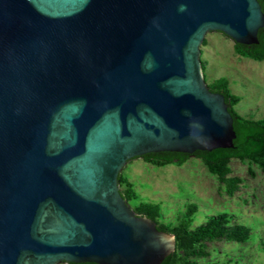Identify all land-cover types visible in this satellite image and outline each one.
<instances>
[{
  "label": "water",
  "instance_id": "95a60500",
  "mask_svg": "<svg viewBox=\"0 0 264 264\" xmlns=\"http://www.w3.org/2000/svg\"><path fill=\"white\" fill-rule=\"evenodd\" d=\"M259 0H0V264H162L175 236L119 176L234 147L206 35L259 43Z\"/></svg>",
  "mask_w": 264,
  "mask_h": 264
},
{
  "label": "rangeland",
  "instance_id": "374dc122",
  "mask_svg": "<svg viewBox=\"0 0 264 264\" xmlns=\"http://www.w3.org/2000/svg\"><path fill=\"white\" fill-rule=\"evenodd\" d=\"M201 46L206 63V82L225 77L232 93L241 98L238 113L248 119H264V61L239 56L235 42L221 32L206 35ZM232 174L243 181L233 196L226 193L218 178L212 175L202 160L191 157L184 165L156 167L143 157L131 160L123 172L134 184L139 202L161 205L160 223L175 226L191 203L198 206L193 228L219 214L232 216L234 224L250 228L246 243L220 239L206 243L208 256L200 264H264V172L249 160L233 159Z\"/></svg>",
  "mask_w": 264,
  "mask_h": 264
},
{
  "label": "trees",
  "instance_id": "16d2710c",
  "mask_svg": "<svg viewBox=\"0 0 264 264\" xmlns=\"http://www.w3.org/2000/svg\"><path fill=\"white\" fill-rule=\"evenodd\" d=\"M259 1L264 11V0ZM203 44H206V40ZM235 50L239 56L255 61H264V29L259 32L258 44L235 43ZM202 64L205 72L206 63L202 61ZM208 86L212 92L223 94L229 104V111L234 118V129L237 134L234 147L216 149L211 152L197 151L193 155L177 152L151 153L143 156V158L156 167H165L170 164L182 166L191 157H197L202 160L208 171L218 178L227 195L233 196L243 181L240 177L230 176L232 174L230 163L233 159L241 162L249 160L260 166L264 172V119H248L237 112L236 106L240 104L241 98L232 93L230 81L227 78L216 79ZM119 182L121 194L129 204L139 199L134 184L128 180L124 172L120 174ZM132 208L138 215L147 216L156 222L160 231L175 236L176 251L169 255L162 264H200L199 259L208 256L206 252L207 242L226 239L229 242L246 243L250 239V228L242 224L232 225L233 218L226 213L212 216L204 224L193 228L195 215L198 211V206L193 203L187 206L185 213L175 226L160 223L162 208L158 203L141 201L134 204Z\"/></svg>",
  "mask_w": 264,
  "mask_h": 264
}]
</instances>
